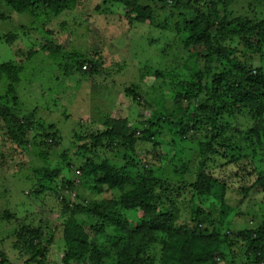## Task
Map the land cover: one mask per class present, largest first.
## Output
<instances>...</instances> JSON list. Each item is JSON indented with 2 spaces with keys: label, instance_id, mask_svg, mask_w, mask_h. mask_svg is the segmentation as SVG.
<instances>
[{
  "label": "rangeland",
  "instance_id": "obj_1",
  "mask_svg": "<svg viewBox=\"0 0 264 264\" xmlns=\"http://www.w3.org/2000/svg\"><path fill=\"white\" fill-rule=\"evenodd\" d=\"M77 4L73 10L58 16L40 8L37 11L39 16L34 21V15L13 11L0 0V63L21 61L27 69L22 83L16 87L20 104H16L12 96L4 97L6 83H0V215L4 217L6 211H10L15 212L21 221L35 226L42 223L48 233L56 236L49 264H64V252L58 242L63 238L69 214L64 212L57 198L63 191V183L76 180L72 192H62L64 197L73 202L77 197L86 201L117 199L124 192L117 187L99 192L92 179L83 175L79 169L87 158L84 154H75L77 147L83 144V141H77L75 135H89L94 130H103L112 117L129 118L136 125L142 120L147 121L145 118L162 111V105L150 103L152 100L147 95L148 91L151 97L154 94H170L172 102L173 95H184L188 91L194 96L188 114H196L194 121L198 126L196 129L189 128V140L183 145L180 136L173 138L174 132H177L174 126L164 123L156 126L158 141L144 122L138 125L137 137H144L135 146V152L124 148H104L99 156L109 157L123 170L138 176L137 179L131 178L132 183L128 188L135 194L139 192L137 186H144L140 178L157 177L147 187L157 201L169 196L176 198L178 220L181 214L182 220L188 217L186 207L193 204L190 201L192 184L198 174L207 171L225 181L228 187L225 195L233 209L223 224L231 219L233 223L229 231L257 230L261 221H264V186L251 196L244 197L239 190L240 180L232 174L238 169L236 164L226 158L223 152H215L212 158L204 160L200 151L202 142L208 141L210 136L208 126L211 119L206 113L212 109V103L205 98V81H200L201 76L192 77L196 72L200 75L204 65L191 48L194 44L196 49L206 50L212 38H209L208 45H203L200 40L191 41L188 25L196 19L201 20L203 25L210 19L218 23L224 13L222 5L218 0H140L130 10L119 3L104 0H77ZM230 11L233 18L241 16L264 20V0H232ZM139 13L144 16L142 21L137 18ZM257 44L258 40L248 41L245 49L248 55L253 51L257 58L253 62V73L256 70L264 72V46L259 47ZM58 46L63 48L64 53L59 61L51 56V49ZM239 50L242 53L244 48L239 46ZM31 51L37 54L28 60ZM74 53H77L78 60L73 61L74 68L71 70L72 66L67 63H72ZM213 57L221 66L234 67L232 58L223 56L217 46ZM80 62L87 65L83 69L86 72L77 71ZM91 62L98 65L93 66ZM143 68L146 71L141 75ZM136 85L140 88H135ZM128 88L135 89L136 95L143 97L142 103L145 101L148 104L137 105L128 95ZM263 99V96H259L260 101ZM168 100L165 99L166 102ZM241 111L233 109L234 113L223 112L217 122L221 125L220 136H228L232 138L231 142L248 147L251 140L245 131L253 129L257 119L248 110L245 113ZM48 133H55V137H45ZM56 136H60L58 147L55 145ZM174 139L176 144L173 143ZM63 151L69 154L66 161L62 158ZM41 152L48 155L47 163L40 156ZM258 153L257 160L263 166L264 146L259 148ZM43 165L48 166V171L54 176L52 180L44 178L42 183L45 188L36 198L32 189L39 188V185L31 186L33 182L28 177L37 182L34 171ZM254 179L255 175L251 180ZM220 195L219 192L213 193L203 208L211 209L210 202L219 201ZM169 201L167 198L163 209L171 206ZM124 212L117 216L126 215ZM6 220L4 218L0 222V250L5 251L13 262L21 264L11 249L14 238L10 236L14 228ZM107 220L98 219L95 215L81 216V222L90 237H95L97 242L109 249L120 247L130 232L139 228V223L133 221L129 222L125 230L109 222L99 231L89 229L92 224ZM241 241L239 238V243ZM234 242L237 243L236 239H233ZM235 249L236 246H233L232 252ZM154 250L150 246L149 251L144 252L149 263L154 261L151 254ZM158 252H161L160 247L156 251V263L161 257ZM249 253L244 257L245 261H256ZM257 264H264V261Z\"/></svg>",
  "mask_w": 264,
  "mask_h": 264
},
{
  "label": "trees",
  "instance_id": "obj_2",
  "mask_svg": "<svg viewBox=\"0 0 264 264\" xmlns=\"http://www.w3.org/2000/svg\"><path fill=\"white\" fill-rule=\"evenodd\" d=\"M2 1L7 3L13 11L30 16L34 15V21L39 16L37 11L40 8L58 16L67 10H73L78 5L77 0ZM139 1L104 0V2L119 3L130 10ZM218 2L222 5L224 12L218 23L210 19L203 25L201 20L196 19L190 21L188 25L191 41L200 40L203 45L206 43L208 45L209 38H212L211 44L206 50H204L205 48L196 49L194 44L191 48L193 53L198 54L199 61L204 65L200 75L196 72L192 74V77L201 76L200 81H205L206 84L203 87L206 91L205 98L212 103V109L206 113L211 119L208 126L210 136L208 141L202 142L200 151L204 160L212 158L215 152H223L226 158H230L231 162L238 167L237 170L232 171V174H235L240 180L239 190L244 197H248L264 186V165H260L257 160L260 155L258 153L259 148L264 146V99L263 101L259 100V96L264 97V72L260 70L257 72L256 70V73H253V62L257 58H255L253 51L248 55L245 49H247V42L252 40H258L259 44L257 45L259 47L264 46V20L257 21L241 16L233 18L230 11L232 0H218ZM143 17L142 13L137 15L140 21L143 20ZM216 46L223 56L232 58L233 68L221 66L218 60H214V48ZM239 46H242L245 51L242 50L240 53ZM62 49L59 46L56 49H51L52 58L59 61V58L64 54ZM36 54V51H31L28 60H31ZM76 54H72V63H67V65L72 66L71 70L74 68L73 61L78 60ZM91 63L93 66L98 65L96 62ZM83 65L84 63L80 62L77 65V71H84L87 65ZM26 70L25 63L21 61L0 63V83H6L4 97L12 96L16 104H20L19 98L16 97V87L22 83ZM90 70L89 73L92 74L94 67ZM143 71L146 70L143 68L141 75H144ZM154 73L156 72L154 71ZM135 88L140 87L136 85ZM147 93L152 100V102L147 100L148 102L162 105V111L152 114L151 118H145L147 121L142 120V123L136 125L129 118L112 117L107 121V128L103 130H94L89 135L76 133L77 141L81 140L83 144L77 147L75 154H84L87 158L79 169L83 175L92 179L99 192H103L105 188L111 190L116 187L124 192L117 199L86 201L77 197L73 202L64 197L62 192L65 190L72 192L75 189L76 180H66L63 183L61 186L63 191H60L57 198L62 203L64 212L69 214V219L63 229V238L58 242L59 248L64 252L62 262L64 264H257L264 261V221H261L260 227L255 231L252 229L239 232L229 231L233 223L231 219L227 220L225 225L223 224V220L231 213L233 207L225 195L228 187L222 179L214 177L207 171L198 174L197 179L192 184L190 201L193 204L186 207L189 212L188 217L182 220L181 214L180 220H178L176 198L169 196L157 201L147 187L154 183L157 177L153 179L140 178V182L144 186H137L139 192L135 194L133 190L128 191V188L132 183L131 178L137 179L138 176L123 170L118 163L111 162L109 157L99 156V152L104 148L110 150L124 148L135 152V146L144 137V135L142 138L137 137L138 125L144 122L148 124V130L153 131L152 133L158 141L160 139L155 127L163 123L175 127L177 132H174L173 138L176 135L180 136L182 145L189 140L191 134V132L188 134L189 128L196 129L198 126L194 121L196 114H188V111L192 109L190 102L194 96L186 91L184 95H173L172 102L170 94L158 95L152 92L154 95L151 97L150 92ZM128 95L132 96L130 98L137 105L145 106L148 104L145 101L144 104L142 103L143 97L140 94L136 95L133 88H128ZM166 98L169 99L168 102L165 101ZM230 100L232 101L230 102ZM186 101L188 104H185ZM233 109L235 111L242 110L241 113L248 110L257 119L253 129L245 131L247 138L251 140L248 147L240 145L238 142H231L232 138L228 136H220L221 125H218V117L223 112L232 113ZM48 128L53 129L54 127L48 126ZM47 136L53 139L52 136L55 137V133H48L45 137ZM59 138L60 136H56V147L60 146ZM173 143L176 144V139L173 140ZM40 156L45 163L48 162L46 153L41 152ZM62 158L63 161L69 158L67 151H63ZM204 160L202 161L203 165L205 164ZM262 161L264 162V159ZM48 168V166L43 165V167L35 169L34 177L37 176L35 178L37 182L28 177L29 181L33 182L31 186L32 184L34 186L39 185L37 189L30 188L32 191L34 190L32 194L36 198L39 196L37 194H40L45 188V184L42 183L44 178L53 179L54 174L48 171ZM142 168H144L143 165ZM138 175L140 176V172ZM254 175L255 179L252 181ZM158 181L157 179L156 182ZM218 192L221 194L220 200L211 201V209L203 208L207 205V201L211 200L212 194ZM167 198H169L171 206L163 209L162 205L165 204ZM119 206L120 208H118ZM122 211H125L124 214L126 215L117 216ZM6 212L4 217L0 215V222L6 218V221L11 223L10 226L14 228L10 236L14 238L11 249L16 253V257L18 256L21 264H49L48 259H50L49 256L56 236L48 233V229H45L42 223L35 226L24 220L21 221L15 212ZM93 215L98 219L104 218L106 220L107 218L108 220L101 224H92L89 229L94 228L99 231L109 222L121 226L125 230L129 222L133 221L139 223V228L135 232H130L125 243L121 244L120 247L114 246L109 249L97 242L95 237L91 238L88 230L81 222V216L91 217ZM239 238L242 239L240 243ZM233 239H236L237 243L234 242V244ZM150 246L155 249L151 252L154 261L157 257L156 251L160 247L161 252L158 254L160 253L161 257L158 263L154 261L149 263L147 256L144 255V252L149 251ZM233 246H236L235 252L231 250ZM248 251L256 258V261L252 259L248 262L245 261L244 257ZM0 264L17 263L13 262L5 251L0 250Z\"/></svg>",
  "mask_w": 264,
  "mask_h": 264
},
{
  "label": "built area",
  "instance_id": "obj_3",
  "mask_svg": "<svg viewBox=\"0 0 264 264\" xmlns=\"http://www.w3.org/2000/svg\"><path fill=\"white\" fill-rule=\"evenodd\" d=\"M85 68H87V66H85ZM138 133H140V131H138ZM80 172V171H79Z\"/></svg>",
  "mask_w": 264,
  "mask_h": 264
}]
</instances>
